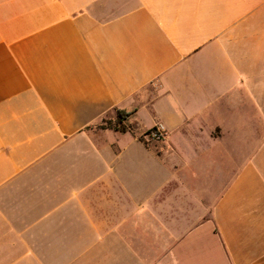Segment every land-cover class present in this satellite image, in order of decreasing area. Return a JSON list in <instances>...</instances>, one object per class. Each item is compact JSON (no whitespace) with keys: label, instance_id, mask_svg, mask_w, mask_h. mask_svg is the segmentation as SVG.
<instances>
[{"label":"crops","instance_id":"0c3cea01","mask_svg":"<svg viewBox=\"0 0 264 264\" xmlns=\"http://www.w3.org/2000/svg\"><path fill=\"white\" fill-rule=\"evenodd\" d=\"M0 264H264V0H0Z\"/></svg>","mask_w":264,"mask_h":264},{"label":"trees","instance_id":"16d2710c","mask_svg":"<svg viewBox=\"0 0 264 264\" xmlns=\"http://www.w3.org/2000/svg\"><path fill=\"white\" fill-rule=\"evenodd\" d=\"M130 116L129 113H125L123 111H118L117 119L114 122L111 121H103V124H100L98 128L100 129H113L118 132H125L127 131L126 126L124 125V121ZM148 132V131H147ZM145 132L143 135L139 137V140L143 142L145 145H148L149 142L144 140V135L147 133Z\"/></svg>","mask_w":264,"mask_h":264},{"label":"built area","instance_id":"2783aa9c","mask_svg":"<svg viewBox=\"0 0 264 264\" xmlns=\"http://www.w3.org/2000/svg\"><path fill=\"white\" fill-rule=\"evenodd\" d=\"M164 135V127L161 124H158L144 135V140L146 142H160L163 140Z\"/></svg>","mask_w":264,"mask_h":264}]
</instances>
